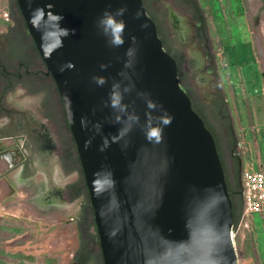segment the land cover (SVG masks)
<instances>
[{
  "label": "water",
  "instance_id": "water-1",
  "mask_svg": "<svg viewBox=\"0 0 264 264\" xmlns=\"http://www.w3.org/2000/svg\"><path fill=\"white\" fill-rule=\"evenodd\" d=\"M16 1L61 99L102 263L237 264L214 137L143 0Z\"/></svg>",
  "mask_w": 264,
  "mask_h": 264
},
{
  "label": "flooded vegetation",
  "instance_id": "flooded-vegetation-1",
  "mask_svg": "<svg viewBox=\"0 0 264 264\" xmlns=\"http://www.w3.org/2000/svg\"><path fill=\"white\" fill-rule=\"evenodd\" d=\"M151 1L143 0L147 13ZM170 1L183 13L180 19L175 18V15L171 17L177 38L195 50L198 67L195 81L207 92L213 90L210 96L205 95L208 104L200 110L191 101L214 137L230 190L234 223H237L245 210L239 178L244 165L238 153L231 115L225 112L226 99L219 87L206 17L196 0ZM249 1L245 0L247 7ZM251 1L256 3L253 13L248 8V17L255 32L259 54L264 60L263 34L260 29V21L264 17V0ZM0 11L1 18L6 21L5 27H0V154L13 149L20 155L4 176L9 178V173L17 170V178L28 182L35 179L39 172L43 173L47 181L46 184H39L42 190H37L34 180L30 184L34 188L33 192H38L36 203L41 207L49 206L52 212L58 210L56 204L67 203L72 199L80 201L79 217L75 219L76 225L80 227L78 247L72 264H94L100 257L99 239L96 232L98 249L94 241L84 237L87 235L85 229L92 221L94 224L93 212L58 90L27 31L17 1L0 0ZM149 16L156 24L164 49L176 61L179 69L180 56L167 47L170 34L163 36L159 17L154 14ZM53 174L67 179L66 184L61 186L58 184L60 179H56L57 184L53 186L50 181Z\"/></svg>",
  "mask_w": 264,
  "mask_h": 264
},
{
  "label": "rangeland",
  "instance_id": "rangeland-1",
  "mask_svg": "<svg viewBox=\"0 0 264 264\" xmlns=\"http://www.w3.org/2000/svg\"><path fill=\"white\" fill-rule=\"evenodd\" d=\"M196 2L206 17L219 87L226 99L225 112L231 115L244 168L264 172V60L259 54L255 32L248 17V8L253 13L256 2L250 0L248 7L245 0ZM147 10L149 15L159 17L163 36L170 34L167 47L181 58L178 78L182 88L189 93L197 110L207 106L205 95L210 96L213 90L207 92L196 83L198 67L195 50L177 38L171 24L173 15L180 19L183 13L170 0H152ZM5 24L6 21L0 16V27H5ZM260 29L264 42V17L260 21ZM6 168L0 172V178L3 177L0 179V264H72V257L68 261L72 239L67 238L66 242L61 239L74 228L73 225L72 228L64 227V218L70 219L71 216H64L59 210L52 212L49 206H39L34 199L37 192L31 194L33 186L20 185L15 171L9 173V178L5 177L9 172ZM37 186L38 191L42 190L41 185ZM79 206L80 201L72 200L66 211L77 218ZM79 231L77 224L74 231L77 240ZM85 233L87 235L84 237H89L98 248L93 221ZM44 240H47L45 244ZM232 240L237 264H264L262 215L250 214L244 219L241 216L237 223L233 222ZM44 246L47 250H43ZM98 253L100 257L94 264H103L100 249Z\"/></svg>",
  "mask_w": 264,
  "mask_h": 264
},
{
  "label": "built area",
  "instance_id": "built-area-1",
  "mask_svg": "<svg viewBox=\"0 0 264 264\" xmlns=\"http://www.w3.org/2000/svg\"><path fill=\"white\" fill-rule=\"evenodd\" d=\"M241 186L245 208L242 219L250 214L264 217V172L244 168Z\"/></svg>",
  "mask_w": 264,
  "mask_h": 264
},
{
  "label": "crops",
  "instance_id": "crops-1",
  "mask_svg": "<svg viewBox=\"0 0 264 264\" xmlns=\"http://www.w3.org/2000/svg\"><path fill=\"white\" fill-rule=\"evenodd\" d=\"M6 153H8V152H6ZM6 153H4V154H6ZM13 163V162H12ZM11 163V164H12ZM9 166V165H8ZM8 166H6V167H8ZM5 167V168H6ZM5 168H0V172L1 171H3ZM39 176V177H38ZM56 179H60L59 181H58V184L59 185H61V186H64L65 184H66V182H67V179L66 180H63V178L62 177H60V176H58L57 174H53V175H51L50 176V181H51V184L54 186V185H56L57 184V180ZM32 180H34L35 181V183H36V187H37V185H39V184H41V183H44V184H46V176L43 174V173H41V172H39L36 176H35V179H31L30 181H28V182H31ZM69 180V179H68ZM59 182H61V183H59ZM27 185H30V183L29 184H27ZM31 194L33 195L34 194V192L32 191L31 192ZM31 195V196H32ZM38 198V196L36 197V198H34L35 200H38L37 199ZM72 200H76V199H72ZM71 200V201H72ZM71 201H69V202H71ZM69 202H67V203H61V204H56V206H58L57 208H58V210L60 211V213L62 214V215H64V216H66V215H70L71 217H70V219L68 218V217H66V219L64 218V227H69L70 228V226L71 225H73L74 226V228L72 229V230H70V231H68L67 232V235H65V236H62V238L61 239H63L65 242H66V239L67 238H69V240L71 241V239H72V242H73V244L75 245L76 244V246H75V248L73 249V255L71 256L72 257V260H73V258L75 257V253H76V251H77V243H78V240H77V237H76V234H75V230H76V217H72V214L71 213H68L67 211H66V208H67V205H68V203ZM60 214V215H61ZM72 219H74V220H72ZM71 228H72V226H71ZM71 236H73V238L71 237ZM47 242V240H44L43 241V243L45 244ZM73 244H70L71 246H70V249H69V252L71 251V248H72V246H73ZM43 250H47V247L46 246H44L43 247ZM47 251H43V253H46ZM58 256H62L61 254L59 255V254H57ZM70 261V260H69Z\"/></svg>",
  "mask_w": 264,
  "mask_h": 264
},
{
  "label": "bare ground",
  "instance_id": "bare-ground-1",
  "mask_svg": "<svg viewBox=\"0 0 264 264\" xmlns=\"http://www.w3.org/2000/svg\"><path fill=\"white\" fill-rule=\"evenodd\" d=\"M16 160V153L14 151H9L8 153L6 154H2L0 155V168H5L6 166L10 165L12 162H14ZM17 171V170H16ZM15 171V172H16ZM16 178H17V174H16ZM19 178V177H18ZM17 178V182L20 184V185H27L29 184L30 182H23V181H20L19 179ZM18 185V184H17ZM21 187V186H20ZM25 187V186H24ZM31 190V189H30ZM38 190V189H37ZM38 193V192H37ZM17 208V207H16ZM18 211V210H17ZM12 213V212H11ZM51 213V212H50ZM55 216V215H53ZM52 216V217H53ZM56 219V218H55ZM75 247V245L73 244L72 248H71V251L69 252L68 254V261L69 259H71V255H72V251H73V248Z\"/></svg>",
  "mask_w": 264,
  "mask_h": 264
},
{
  "label": "clouds",
  "instance_id": "clouds-1",
  "mask_svg": "<svg viewBox=\"0 0 264 264\" xmlns=\"http://www.w3.org/2000/svg\"><path fill=\"white\" fill-rule=\"evenodd\" d=\"M103 23H105L109 28H111L115 33H120L123 27L122 24L116 23L112 18H108L107 20L103 21ZM116 42L120 43L121 41L117 40ZM152 135H156V133L152 132Z\"/></svg>",
  "mask_w": 264,
  "mask_h": 264
},
{
  "label": "trees",
  "instance_id": "trees-1",
  "mask_svg": "<svg viewBox=\"0 0 264 264\" xmlns=\"http://www.w3.org/2000/svg\"><path fill=\"white\" fill-rule=\"evenodd\" d=\"M194 109V108H193ZM226 183H227V181H226ZM228 189H229V187H228ZM230 191V190H229ZM231 198V197H230ZM233 214H234V209H233ZM235 217V216H234ZM95 226V225H94Z\"/></svg>",
  "mask_w": 264,
  "mask_h": 264
}]
</instances>
